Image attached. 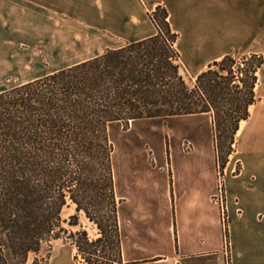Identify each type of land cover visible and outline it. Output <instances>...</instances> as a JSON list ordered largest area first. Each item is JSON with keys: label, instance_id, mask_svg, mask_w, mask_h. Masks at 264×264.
Returning <instances> with one entry per match:
<instances>
[{"label": "trees", "instance_id": "16d2710c", "mask_svg": "<svg viewBox=\"0 0 264 264\" xmlns=\"http://www.w3.org/2000/svg\"><path fill=\"white\" fill-rule=\"evenodd\" d=\"M156 11L152 36L0 92V264H28L49 251L67 232L61 212L71 204L99 233L70 232L77 255L86 264H122L115 123L210 113L226 165L257 101L264 55H225L190 85L170 12L160 4Z\"/></svg>", "mask_w": 264, "mask_h": 264}, {"label": "crops", "instance_id": "0c3cea01", "mask_svg": "<svg viewBox=\"0 0 264 264\" xmlns=\"http://www.w3.org/2000/svg\"><path fill=\"white\" fill-rule=\"evenodd\" d=\"M82 1L0 0V68L5 66L3 60L20 57V45L27 43L36 49L43 17L51 19L48 11L64 13L67 4ZM158 3L168 8L171 24L179 33L180 60L195 76L225 55H264V0H177L181 27L175 20L173 1ZM71 16L88 19L81 11ZM86 23L102 30L111 28L121 37L120 22L113 17L93 14ZM258 76L256 92L259 72ZM255 106L251 105L249 118L237 132L242 135L244 160L240 173L233 175L231 167L232 175H228L230 161L223 169L227 238L216 194L222 170L215 147L196 148L181 157L172 149L157 150L152 153L159 157L155 163L117 165L114 160L122 264H264V103L256 111Z\"/></svg>", "mask_w": 264, "mask_h": 264}, {"label": "rangeland", "instance_id": "374dc122", "mask_svg": "<svg viewBox=\"0 0 264 264\" xmlns=\"http://www.w3.org/2000/svg\"><path fill=\"white\" fill-rule=\"evenodd\" d=\"M172 1L175 20L181 27L177 0ZM156 2L157 0H83L81 3L67 4L64 13L54 14L48 11L51 19L47 21L43 17L41 42L36 43V49L26 43L19 46L23 51H19L18 59L3 60L5 66L0 68V92L21 84L19 83L21 79L59 70L63 66L68 67L66 65L71 63L81 62L80 60L94 53L103 54L109 47L127 44V40L131 37H138L143 33H156L157 25L154 17L158 22L161 21V12L156 11L157 6L159 4L166 6L164 3L156 4ZM77 11H81L88 19L73 18L71 14ZM93 14L110 16L119 21L118 30L121 37L116 36L111 28L102 30L88 26L86 22L92 20ZM171 21L173 22L172 19ZM174 28L177 30V27ZM259 73L260 85L257 89L254 111L264 103V66L260 68ZM181 75L190 85L194 84L196 76L188 71L182 61ZM205 114L141 119L131 122L127 128L121 123H115L110 128V135L115 144L113 159L117 165L125 162L155 163L159 162V157L152 153L155 151L157 153V150L172 149L181 157V153L195 152L196 148L215 147L218 151L222 175L225 174L223 169L229 161L231 163L228 175L240 173L244 164L241 133L236 134L233 152L228 156V161L223 167L222 159L225 155L218 147L221 139L216 136L212 115ZM254 120L257 122L258 117L256 116ZM248 131L244 137L247 136ZM231 167L234 169L232 174ZM225 189L224 183L222 188L217 187L216 194L225 196ZM61 217L62 225L67 232L62 231L60 237L51 242L49 251L45 246L40 254H31L28 264H33L36 258L34 264H86L82 257L77 255V248L69 238V233L85 229L91 238H96L99 235L96 225L83 212L78 213L74 204L64 206ZM43 257L46 259L43 260Z\"/></svg>", "mask_w": 264, "mask_h": 264}, {"label": "built area", "instance_id": "2783aa9c", "mask_svg": "<svg viewBox=\"0 0 264 264\" xmlns=\"http://www.w3.org/2000/svg\"><path fill=\"white\" fill-rule=\"evenodd\" d=\"M223 182H224V176L222 175L221 172H219V175H218V186H219V188L223 187V184H224ZM217 196L219 197L220 202H221V206H222V208H221L222 209V219H223V223L225 225V233H226V238H227V226H226L227 214H226V208L224 205L223 195L217 194Z\"/></svg>", "mask_w": 264, "mask_h": 264}]
</instances>
